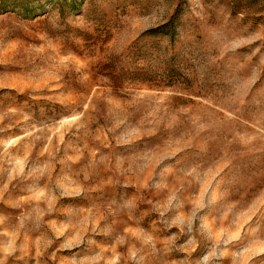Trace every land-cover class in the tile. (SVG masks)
<instances>
[{"label": "rangeland", "instance_id": "374dc122", "mask_svg": "<svg viewBox=\"0 0 264 264\" xmlns=\"http://www.w3.org/2000/svg\"><path fill=\"white\" fill-rule=\"evenodd\" d=\"M0 264H264V0H0Z\"/></svg>", "mask_w": 264, "mask_h": 264}]
</instances>
